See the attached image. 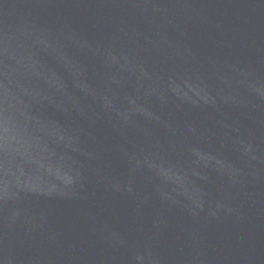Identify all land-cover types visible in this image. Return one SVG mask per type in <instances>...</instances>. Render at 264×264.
<instances>
[{
    "label": "water",
    "instance_id": "1",
    "mask_svg": "<svg viewBox=\"0 0 264 264\" xmlns=\"http://www.w3.org/2000/svg\"><path fill=\"white\" fill-rule=\"evenodd\" d=\"M0 264H264V0H0Z\"/></svg>",
    "mask_w": 264,
    "mask_h": 264
}]
</instances>
